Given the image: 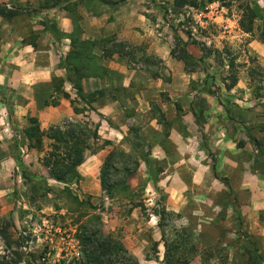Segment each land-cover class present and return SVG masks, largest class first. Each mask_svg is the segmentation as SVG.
<instances>
[{
    "label": "rangeland",
    "instance_id": "obj_1",
    "mask_svg": "<svg viewBox=\"0 0 264 264\" xmlns=\"http://www.w3.org/2000/svg\"><path fill=\"white\" fill-rule=\"evenodd\" d=\"M190 1L195 6L176 0H0L17 13L11 20L0 16V263L67 264L79 257L74 223L89 213L99 215L103 234L140 264H264V0H255L263 13L251 33L239 27L236 1ZM85 14L106 24L118 16L119 27L130 26L145 41L132 46L113 30L84 38L92 31ZM61 17L70 32L61 29ZM47 20L60 39L44 28ZM75 31L78 42L93 43L88 72H97L82 79L84 98L69 80V67L60 65ZM154 43L169 50L183 74L171 77L147 51ZM184 48L193 62L176 57ZM113 58L126 60L149 86L123 87L107 67ZM43 74L49 79L37 82ZM233 78L245 88L231 86ZM174 80L173 99L195 113L188 122L178 101L173 117L174 100L168 105L162 90ZM247 96L252 102L242 103ZM30 117L43 130L67 120L99 124L100 138L110 144L85 155L77 183L56 182L41 164L43 152L27 148ZM113 151L109 179L118 186L109 194L100 175ZM25 172L41 183L26 182ZM167 245H173L168 255Z\"/></svg>",
    "mask_w": 264,
    "mask_h": 264
},
{
    "label": "trees",
    "instance_id": "obj_2",
    "mask_svg": "<svg viewBox=\"0 0 264 264\" xmlns=\"http://www.w3.org/2000/svg\"><path fill=\"white\" fill-rule=\"evenodd\" d=\"M231 1H236L238 4L237 7L240 11L238 24L240 29L245 33H251L256 20L261 19L263 11L255 0ZM176 3L178 6L185 4L195 6L196 4L190 0H176ZM67 10H71L70 7H67ZM16 14L13 10L0 6L1 17L11 20ZM43 26L57 40L60 39L58 37L59 31L55 25L47 20L43 22ZM76 36V31L69 35L71 50L68 55L61 59L60 65L62 68L69 67L68 70L73 76V78L69 76V80L73 82L77 95L84 98L81 81L89 76H96L97 72H88L90 63L94 61L93 55L88 53L93 43L85 40L78 42ZM32 46L34 47L35 45L32 44ZM181 52L182 55L176 56L178 59L185 61V63L195 60L185 48ZM236 82V78H233L231 86H234ZM28 122L29 125L24 130L27 148L43 152L40 158L41 164L47 169L49 177L59 183H77L80 179L77 168L85 160V155L87 153L93 155L98 148H103L105 145L110 144V141L100 138L98 134L99 124L90 123L89 126L87 122L80 123L67 120L62 125H51L46 130H43L40 128L36 117H30ZM45 139L48 140L46 147L44 144ZM250 139L257 147L263 145L254 137H250ZM116 154L114 151L109 153L101 168V186L109 194H112V191L118 186L116 182H112L109 179V172L114 168L113 163ZM120 155L124 156L123 153ZM143 159L146 164L150 163L145 157ZM213 170L215 172V165ZM30 176V174L24 173L26 182L30 181L31 184L33 182L35 186L41 183L40 181H33ZM74 199L79 205L87 204L90 208H94L90 201L78 200L77 197H74ZM80 217L74 223L77 225L73 235L79 245V257H74L67 264H140L137 258L120 241L115 240L111 235L103 234L99 215L84 213ZM160 217L162 218V214ZM172 246H166L167 255L170 253ZM63 262L65 261L60 263L64 264ZM0 264L8 263L2 262Z\"/></svg>",
    "mask_w": 264,
    "mask_h": 264
},
{
    "label": "crops",
    "instance_id": "obj_3",
    "mask_svg": "<svg viewBox=\"0 0 264 264\" xmlns=\"http://www.w3.org/2000/svg\"><path fill=\"white\" fill-rule=\"evenodd\" d=\"M84 19L90 21L91 29H92L91 32H85L84 33V38H96L97 36H101L102 33L105 34V33L109 32V30L110 31L113 30L112 33L113 32L116 33V37H117L118 41H123V42L130 44L132 46L141 44L143 41H145V37H142L141 35H137V33H135V31L131 30L130 26L127 27L123 24L124 28L122 26L119 27V24H122V23H121V19L118 16L115 17V21H113L111 23H107V24L103 21L102 18L95 17V16H92L90 14H85ZM58 23L64 32H67V33L70 32L71 27L69 25V21L65 17H63V18L61 17L58 20ZM104 24H105V29H102V26H104ZM114 28H115V30H114ZM147 51L153 53L161 61H163V64L165 66H167V71H169L171 77L176 75V73H177V75L183 74V65L170 55V52L168 49L167 50L166 49H160L159 46L154 43L153 45H150L149 48H147ZM107 67L110 70H112L113 73H115L119 78H121V85L123 87L130 88L131 85L132 86L134 85V86H138V87L142 88V87H144L143 85L149 86V84L146 83L145 79L141 80L138 78V74L136 71H134V70L131 71L127 68L126 60H124V59H119V58L114 59L113 58V59L109 60V62L107 63ZM23 78H24V82L27 83L25 81V77H23ZM48 79H49L48 75L43 74L42 77H39V79H37V82L46 81ZM22 81L23 80L20 78V80L18 82H22ZM161 82H162V80L158 79L155 82V84L157 85V84H160ZM172 82H174V84H165V86H164L165 88L163 87L162 90L164 92H168L167 93L168 97L171 99V100H169L168 105L171 104V102L174 100V103L171 104L173 106V117H175V114H177V109L179 108V104L180 105L182 104L181 108L183 109L184 114L181 117H183L186 120V122H188V119L189 120L193 119V114H195V113L191 112L190 109H187L185 107V105L183 104L182 100L173 99V97L175 95V91H173V90H175V88H176V82H175V80ZM84 84H85V82H84ZM151 84L152 83H150V85ZM167 86H169L170 88H168ZM236 86H240V87L245 88V85H243L240 82H237ZM183 87L187 89L186 85H183ZM184 94H186V93H184ZM177 96L181 97L182 94L178 93ZM184 96L185 95H183V97ZM154 100L158 104H160V103L164 104V103L158 101V99H154ZM243 100H244V102L241 101L242 103H245V101H248V103L252 102L250 96L244 97ZM177 101L179 102V104L178 103L176 104ZM248 103H246L247 106H248ZM192 124L195 126V124L192 123V121H191L190 125H192ZM173 132H174V130H173ZM173 132H171L170 138L173 140V142H175L174 139L172 138L173 134H174ZM102 134L104 135L105 138L113 140L115 138L114 134H116V133H106L105 134L103 131ZM175 135H176V133H175Z\"/></svg>",
    "mask_w": 264,
    "mask_h": 264
}]
</instances>
